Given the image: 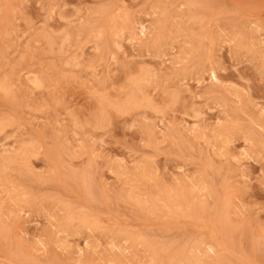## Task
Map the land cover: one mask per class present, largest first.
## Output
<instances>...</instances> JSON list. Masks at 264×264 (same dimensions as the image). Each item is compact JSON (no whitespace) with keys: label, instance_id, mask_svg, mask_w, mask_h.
<instances>
[{"label":"rangeland","instance_id":"1","mask_svg":"<svg viewBox=\"0 0 264 264\" xmlns=\"http://www.w3.org/2000/svg\"><path fill=\"white\" fill-rule=\"evenodd\" d=\"M0 264H264V0H0Z\"/></svg>","mask_w":264,"mask_h":264}]
</instances>
